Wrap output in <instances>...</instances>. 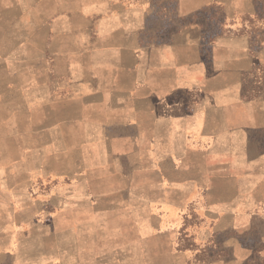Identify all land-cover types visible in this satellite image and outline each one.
Listing matches in <instances>:
<instances>
[{
	"label": "crops",
	"instance_id": "obj_1",
	"mask_svg": "<svg viewBox=\"0 0 264 264\" xmlns=\"http://www.w3.org/2000/svg\"><path fill=\"white\" fill-rule=\"evenodd\" d=\"M238 4L0 0V177H18V151L24 177L47 160L56 170L40 174L74 179L55 198L74 212L86 178L138 177L142 199L152 185L169 212L201 199L198 235L220 236L232 261L264 255V90L242 100L249 34L242 19L225 32ZM2 229L0 264H20Z\"/></svg>",
	"mask_w": 264,
	"mask_h": 264
},
{
	"label": "rangeland",
	"instance_id": "obj_2",
	"mask_svg": "<svg viewBox=\"0 0 264 264\" xmlns=\"http://www.w3.org/2000/svg\"><path fill=\"white\" fill-rule=\"evenodd\" d=\"M237 1L240 4L231 7L234 23L226 26L225 32L239 31L241 19L248 30L253 69L242 76L244 100L264 90V0ZM215 10L210 6L202 12L211 14ZM158 25L167 29L168 22ZM36 57L34 53V60ZM18 124L24 128V118H18ZM21 152L19 155L18 151V177H0L1 232L10 239L11 246L19 249L20 264H58L60 258L77 260V264H264L259 250L237 263L232 261V251L223 245L220 236L198 235L210 223L198 212L197 202L201 199L188 201L182 212H169L153 202L155 193L162 195V201L169 198L162 191L153 192L152 185L148 190L154 197L142 199L138 177H88L84 181L87 194H83V188L82 196L76 198L79 211L66 208L73 205L72 200L58 206L57 190L71 186L74 179L51 171L40 174L45 169L56 170L47 160L33 166L40 172L24 177L28 165ZM95 205L97 210H89ZM58 220L65 223L59 236L55 228Z\"/></svg>",
	"mask_w": 264,
	"mask_h": 264
}]
</instances>
